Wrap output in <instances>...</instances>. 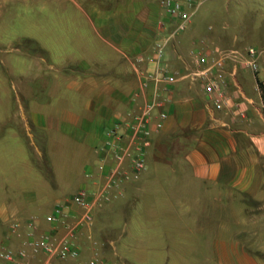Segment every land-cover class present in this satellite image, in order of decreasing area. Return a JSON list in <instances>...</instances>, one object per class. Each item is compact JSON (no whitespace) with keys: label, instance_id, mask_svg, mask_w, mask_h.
Masks as SVG:
<instances>
[{"label":"crops","instance_id":"crops-1","mask_svg":"<svg viewBox=\"0 0 264 264\" xmlns=\"http://www.w3.org/2000/svg\"><path fill=\"white\" fill-rule=\"evenodd\" d=\"M39 8L47 11V26L58 22L63 51L23 53L29 61L23 60L27 67L18 71L24 79L20 108L0 125L26 142L24 176L29 160L42 172L36 183L47 188L26 189L2 201L0 231L13 218L30 215L38 218L40 229H48L44 215L56 204L64 205L65 215L55 225L63 230L84 211L71 200L84 190L93 218L79 230L83 256L93 247L127 264H196L179 251L200 249L198 264H264L260 221L244 239L242 227L224 225L221 218L229 192L264 201V50L257 73L227 62L226 99L215 107L201 81L184 76L195 68L185 51L193 40L183 33L160 57L155 54V42L173 24L159 0H44ZM1 62L9 63V57ZM159 67L180 76L172 84L147 77ZM154 98L162 103L150 114L145 166L112 187L105 199L101 192L112 165L103 149L105 133ZM59 154V161L51 158ZM115 201L122 209L113 207L106 215L123 222L112 239L100 235L97 216ZM253 216L263 217L260 211ZM197 233L203 235L200 242ZM121 238L131 254L119 251L115 241Z\"/></svg>","mask_w":264,"mask_h":264},{"label":"rangeland","instance_id":"rangeland-1","mask_svg":"<svg viewBox=\"0 0 264 264\" xmlns=\"http://www.w3.org/2000/svg\"><path fill=\"white\" fill-rule=\"evenodd\" d=\"M43 1L0 0V120L16 116L20 108L17 96L22 98L20 87L24 79L18 75V71L24 66L23 60L29 61V57L23 53H61L63 51L59 24L54 22L47 26L45 21V17L48 16L47 11L45 8H39ZM226 3L228 9L225 8ZM161 22L166 20L161 17ZM183 33L193 40L189 51L185 49L187 52L191 49L200 50L205 43L221 47L253 45L264 50V0H202L186 29L177 36ZM101 51L105 50L101 48ZM4 55L9 57V63L1 62ZM21 101L23 103V100ZM27 157L26 142L22 136L15 137L9 129H4L0 125V203L21 195L26 189L35 187L38 192H42L47 188L42 183H36L35 179H40L42 172L29 160L28 174L24 176ZM34 157L40 158V154ZM61 157L60 154L51 156L55 161H59ZM68 158L77 159V155L72 157L69 155ZM42 163L45 165L46 161L41 160L40 164ZM44 168L47 169V166L45 165ZM55 188L59 189L60 186ZM257 197L261 196L257 195ZM116 204V201L113 202L108 206V210L101 211L102 213L97 216V224L101 223V232H99L101 236L107 235L112 239L118 237L123 221L120 217L106 215H110L114 209H122L120 204ZM257 211L263 215L260 219L253 216V212ZM221 218L224 225L242 227L244 231L240 236L250 239L251 226L255 220H259L264 229V201H255L252 194L242 196L229 192L228 210L223 211ZM212 224L214 225L213 222ZM261 236L264 237V232ZM202 238L203 235L197 233L195 241L200 242ZM121 240L122 238L115 241L116 245L122 249L119 251L126 252L127 255L131 254L123 250ZM179 252L191 261L195 260L196 264L199 263L203 254V250L200 249ZM121 260L127 264L126 261Z\"/></svg>","mask_w":264,"mask_h":264},{"label":"built area","instance_id":"built-area-1","mask_svg":"<svg viewBox=\"0 0 264 264\" xmlns=\"http://www.w3.org/2000/svg\"><path fill=\"white\" fill-rule=\"evenodd\" d=\"M159 1L164 11L172 17L173 24L155 42L154 52L158 57L164 53L169 41L186 29L202 0ZM262 51L253 45L221 47L205 43L200 50H190L195 68L184 76L201 81L212 105L220 107L226 99L224 68L227 62L232 61L257 73ZM179 76L163 67L147 74V77L165 84L174 83ZM143 84H146V80ZM161 103L158 98L146 102L141 111L130 114L106 131L103 149L110 155L112 165L106 173L101 192L105 199L109 198L112 187L136 177L144 168L146 148L151 145L150 114ZM262 105L264 108V100ZM160 116L164 117L165 114L161 112ZM71 200L82 206L84 211L63 230L55 226L65 215L62 204H56L51 212L44 215L45 222L50 225L48 229H40L38 218L34 215L25 219L13 218L0 231V264H124L120 260L106 258L93 247H90L88 255L83 256V246L77 240L79 230L85 223H91L93 217L84 190L77 191Z\"/></svg>","mask_w":264,"mask_h":264},{"label":"trees","instance_id":"trees-1","mask_svg":"<svg viewBox=\"0 0 264 264\" xmlns=\"http://www.w3.org/2000/svg\"><path fill=\"white\" fill-rule=\"evenodd\" d=\"M259 87H260L261 89H263V88H262V85H261V83H260V82H259ZM263 93H264V91H263Z\"/></svg>","mask_w":264,"mask_h":264}]
</instances>
